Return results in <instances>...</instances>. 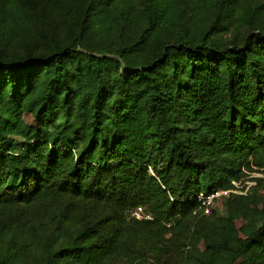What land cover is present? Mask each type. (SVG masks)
Instances as JSON below:
<instances>
[{
    "label": "trees",
    "instance_id": "obj_1",
    "mask_svg": "<svg viewBox=\"0 0 264 264\" xmlns=\"http://www.w3.org/2000/svg\"><path fill=\"white\" fill-rule=\"evenodd\" d=\"M28 260L264 264V0H0V264Z\"/></svg>",
    "mask_w": 264,
    "mask_h": 264
},
{
    "label": "rangeland",
    "instance_id": "obj_2",
    "mask_svg": "<svg viewBox=\"0 0 264 264\" xmlns=\"http://www.w3.org/2000/svg\"><path fill=\"white\" fill-rule=\"evenodd\" d=\"M262 1H263V0H262ZM60 31H62V30H60ZM32 34H33L32 37H30V38L28 39V41H26V42L29 43V44H32L34 41H36V44H37L38 46H42V45L38 44V41L41 40V34H40L38 31H36V30H34V32H33ZM63 35H64V34L62 33L61 36H63ZM62 38H64V37H62ZM94 40H95L96 42L98 41V39H94ZM26 42H23V41H19V40H17V42H16V44H15V47H16L17 49H20V48L23 47V45H24ZM258 175H259V173L254 172V173H251L250 176H258ZM246 179H247V178H246ZM246 179H245V180H246ZM244 182H245V181H242L241 185H243ZM249 182H252V181H248V180H246V184H245V186H249V185H250V184H248ZM210 203H212L213 207L216 208L221 214H223V215L226 214L225 209H224L223 205L221 204V202H220L219 200H217V199L214 198ZM136 210L138 211V213H140V211H139L138 209H136ZM130 215L133 216V217L138 218V217L133 213V211H132V213H131ZM138 219H141V218H138ZM24 264H34V263H32L30 260H28V261H27L26 263H24Z\"/></svg>",
    "mask_w": 264,
    "mask_h": 264
},
{
    "label": "built area",
    "instance_id": "obj_3",
    "mask_svg": "<svg viewBox=\"0 0 264 264\" xmlns=\"http://www.w3.org/2000/svg\"><path fill=\"white\" fill-rule=\"evenodd\" d=\"M235 188L231 191L236 192V193H241V194H245L247 191L248 186H246L243 189H240V187H242L244 184H246V181L244 182L243 185H241L239 182H233ZM248 184H253V182H249ZM225 193V191H215L214 193L205 196V197H198V200H200L201 204H205V203H210L215 197L218 196H222ZM133 213L138 217V218H147L148 216H142L140 213H138L137 210H134Z\"/></svg>",
    "mask_w": 264,
    "mask_h": 264
}]
</instances>
